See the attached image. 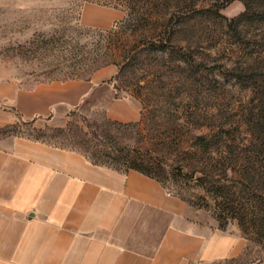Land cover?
<instances>
[{"label": "rangeland", "instance_id": "1", "mask_svg": "<svg viewBox=\"0 0 264 264\" xmlns=\"http://www.w3.org/2000/svg\"><path fill=\"white\" fill-rule=\"evenodd\" d=\"M182 3L177 17L181 46H191L183 50L187 60L155 53L125 65L122 57L135 55L139 42L132 36L134 27L123 25L133 0H0V84L14 85L13 94L18 93L6 100L17 119L0 125V141L42 140L83 152L96 143L92 137L90 144L84 142L81 129L89 131L87 125L143 118L145 133L155 125L166 136L183 140L187 149L199 135L234 142L240 162L228 178L216 174L228 187V204L236 206L234 217L257 226L243 228L231 218L223 228L213 198L210 209H199L177 197L184 192L173 182L164 181V188L182 203L184 227L199 235L205 252L215 248L214 261L199 258L190 264H264V0ZM110 50L117 64L93 73L111 60L105 57ZM70 80L76 81L61 83ZM53 85L69 89L61 94ZM38 107L36 114L54 112L56 123L65 126L56 128L70 122L72 131H39L50 124L46 117L29 115ZM173 109L181 115L165 113ZM68 113L74 115L68 118ZM176 123L184 131L173 132ZM186 159L169 153L166 163L176 166Z\"/></svg>", "mask_w": 264, "mask_h": 264}, {"label": "crops", "instance_id": "2", "mask_svg": "<svg viewBox=\"0 0 264 264\" xmlns=\"http://www.w3.org/2000/svg\"><path fill=\"white\" fill-rule=\"evenodd\" d=\"M53 88L61 94L69 89ZM15 91L0 84V125L17 119L6 105ZM38 109L29 114L34 120L46 117L51 127H65L56 123V113L36 114ZM183 212L160 182L139 172L120 174L43 142L0 141V264L214 261L215 248L205 252L199 235L184 227Z\"/></svg>", "mask_w": 264, "mask_h": 264}, {"label": "trees", "instance_id": "3", "mask_svg": "<svg viewBox=\"0 0 264 264\" xmlns=\"http://www.w3.org/2000/svg\"><path fill=\"white\" fill-rule=\"evenodd\" d=\"M134 5L130 7L127 19L123 25L134 27L132 36L138 37V44L134 46V54L122 57L123 62L128 65L132 60H138L140 56L147 54H167L175 55L177 60H187L184 57L188 52L183 47L181 22L178 20L177 11L181 9L183 0H133ZM248 7V4L246 5ZM242 14L241 18L245 17ZM164 22L163 27L155 25ZM109 35L112 34L108 32ZM129 45L128 39L126 40ZM106 58L111 60L101 63L93 73L108 67L116 65L117 55L111 50L108 51ZM103 59V57H102ZM101 59V60H102ZM117 75L110 82L114 83ZM166 111L169 116L177 118L181 115L180 109ZM153 111V116H157ZM72 113L70 115L73 116ZM87 120V119H86ZM144 119L136 122L122 123L119 121L108 120L106 124L87 125L86 131L81 129L86 144L91 143L92 139L96 143L92 149L79 151L64 147L54 146L42 140H33L43 142L53 147L73 150L83 154L93 165L106 167L120 174H127L131 171L139 172L151 179L157 180L164 186V181H171L176 184L181 192L178 198L187 202L191 206L199 209H210L212 206L209 199L214 200V206L218 214V219L223 228L228 224L231 218L239 220V224L245 228L247 226H257V223L250 220H244L234 217L236 206L228 204V187L223 184V178H228V174L240 162L239 156L235 155L232 144L221 137L215 139L208 135H199L194 143L186 147L185 142L166 136L162 131L153 125V132L145 133L142 128ZM70 122L66 128H54L47 126L45 130H56L60 133L71 132ZM172 131H184V126L180 124L172 125ZM219 150V151H218ZM169 153L184 154L187 159L176 166L166 163V156ZM222 173V177H217L216 172ZM200 177L196 179V175ZM197 190L205 194H196ZM238 208V207H237ZM232 215V217H230Z\"/></svg>", "mask_w": 264, "mask_h": 264}]
</instances>
